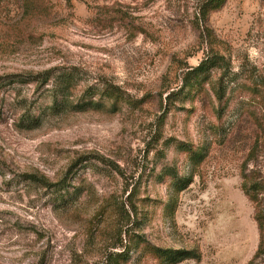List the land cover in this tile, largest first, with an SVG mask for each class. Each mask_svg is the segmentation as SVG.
Masks as SVG:
<instances>
[{"label":"rangeland","instance_id":"rangeland-1","mask_svg":"<svg viewBox=\"0 0 264 264\" xmlns=\"http://www.w3.org/2000/svg\"><path fill=\"white\" fill-rule=\"evenodd\" d=\"M63 75L102 106L55 111ZM249 159L264 174V0H0V264H248Z\"/></svg>","mask_w":264,"mask_h":264},{"label":"trees","instance_id":"trees-1","mask_svg":"<svg viewBox=\"0 0 264 264\" xmlns=\"http://www.w3.org/2000/svg\"><path fill=\"white\" fill-rule=\"evenodd\" d=\"M225 0H210L211 4L213 6L220 5L224 3ZM205 16V14L203 15ZM220 62L218 58H212L207 59L203 61L197 68L191 71L189 74V79L185 80V88L190 87L192 88L194 84L190 83V79L192 76L195 78L201 77L203 75H207L215 68L220 67ZM52 72H45L43 75L42 80L39 82L36 77H31L27 80H22L23 83H37L40 86L42 84H46L50 81ZM71 89H72V79L66 75H63L61 78H59V87L56 91H53V109L56 110H78L82 111L84 109H87L88 107H97L100 108L102 105L94 104L93 102H87V103H81L77 104L75 106H71V102L69 101L70 95H71ZM22 128L33 130L37 129L41 126V116H35L32 114L30 110H27L26 114L22 117L21 122ZM256 154V151L253 149L251 150L250 157L254 156ZM196 157L199 158V161H201L204 156L203 154H195ZM249 159L245 162V164L242 167V189L252 204V207L254 209V221L257 224L258 231H259V245L258 249L253 256V258L250 260L248 264H264V174L261 170L256 168H250L249 169ZM23 181H26L30 183L31 185H35L36 187L40 188H46V189H56L58 192H62L66 190V182L62 181L59 185L56 184H50L45 178L39 177L36 175H23L22 176ZM181 186L179 187L180 190L185 189L189 184L190 181L180 182ZM161 258H165V260L168 263L174 264L182 260L187 259H199V256L191 251H174V250H156Z\"/></svg>","mask_w":264,"mask_h":264}]
</instances>
